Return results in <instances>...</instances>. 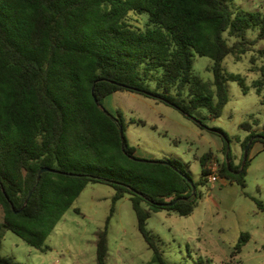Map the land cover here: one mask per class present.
Segmentation results:
<instances>
[{"label":"trees","instance_id":"obj_1","mask_svg":"<svg viewBox=\"0 0 264 264\" xmlns=\"http://www.w3.org/2000/svg\"><path fill=\"white\" fill-rule=\"evenodd\" d=\"M227 1L0 0V264H21L2 254L6 231L48 251V236L90 183L115 190L110 215L97 233V264H107L111 218L117 201L126 196L153 254L148 264H170L158 235L149 229V218L162 211L182 217L194 213L213 153L201 158L202 180L194 182V192L180 160L136 155L123 115L108 111L103 100L130 91L204 124L222 116L230 99L229 81L244 93L251 88L260 93L263 66L253 69L261 74L249 86L242 75L226 72L224 61L229 55L240 61L247 44L264 39V13L233 10ZM144 13V28L131 23V14ZM251 29L258 30L253 41L247 36ZM197 55L213 61L212 80L194 73ZM253 125L259 121L242 125L250 134L238 164L228 147L229 135L219 131L225 142L219 174L243 189L250 160L248 155L239 172L245 147L250 141V150L259 141L264 144V138L256 137L264 131L256 133ZM43 168L54 171L42 173L39 180ZM250 237L240 236L236 253Z\"/></svg>","mask_w":264,"mask_h":264},{"label":"rangeland","instance_id":"obj_2","mask_svg":"<svg viewBox=\"0 0 264 264\" xmlns=\"http://www.w3.org/2000/svg\"><path fill=\"white\" fill-rule=\"evenodd\" d=\"M233 9L264 13V0L227 1ZM132 24L144 28L147 14H131ZM257 29L248 31V40H255ZM234 39L230 43H234ZM248 52L237 61L229 55L225 71L240 74L251 86L264 67V39L256 45L247 44ZM252 58L256 63H252ZM209 57H195L194 73L212 80ZM155 88V84L151 85ZM229 102L220 118L196 122L177 108L152 97L130 91L114 93L103 100L104 107L126 123V137L131 145L158 153L157 157L175 158L183 162L194 182L202 180L201 158L213 153L219 164L225 159V144L220 130L230 137L228 145L239 163L242 143L250 134L242 127L253 125L256 133L264 131V89L251 88L244 93L236 81L228 82ZM174 93V92H173ZM206 115L207 112L203 111ZM143 122V124L140 123ZM261 138V135H256ZM264 137V136H263ZM250 143V142H249ZM248 146V145H247ZM246 148V147H245ZM164 155V156H163ZM246 173L247 187L227 183L207 182L199 185L198 206L188 217L170 211L152 213L149 229L158 235L165 259L170 264H264V144L257 142L249 154ZM227 183V185H225ZM115 190L108 184L90 183L65 213L47 238L49 250L42 252L28 245L12 231H6L2 254L21 264H97V233L105 225L113 206ZM263 208H259L255 200ZM78 210V211H77ZM3 210L0 206V222ZM244 233L251 235L241 252L235 246ZM107 264H148L152 251L138 230V221L128 196L117 201L109 227Z\"/></svg>","mask_w":264,"mask_h":264},{"label":"built area","instance_id":"obj_3","mask_svg":"<svg viewBox=\"0 0 264 264\" xmlns=\"http://www.w3.org/2000/svg\"><path fill=\"white\" fill-rule=\"evenodd\" d=\"M206 170L208 172L207 175L208 182L219 183L222 180L219 174L220 164L216 158H213L207 162Z\"/></svg>","mask_w":264,"mask_h":264},{"label":"water","instance_id":"obj_4","mask_svg":"<svg viewBox=\"0 0 264 264\" xmlns=\"http://www.w3.org/2000/svg\"><path fill=\"white\" fill-rule=\"evenodd\" d=\"M95 101L98 102V99L95 98ZM120 133H121V137H122V140H123V148H124V138H125V136H124V131H123V129L120 130ZM261 138L263 139L264 137L261 136ZM250 146H251V141H250V143L248 144V146H246V148H245L244 160H243V163H242V168H241V170H240L239 172H241V171L244 169L245 165H246V162H247V160H248V155H249ZM228 164H229V162H228ZM47 171H54V170H51L50 168H43V169H41L40 172H39V177H38L39 180H40V178H41L42 173L47 172ZM239 172H236V173H239ZM190 183L192 184V186H193V190H194V192H195V191H196V186L194 185V181H193V180H190ZM30 196H31V195H30ZM30 196L28 197V199H27V201H26V203H25V206L27 205V203H28V201H29V199H30Z\"/></svg>","mask_w":264,"mask_h":264},{"label":"crops","instance_id":"obj_5","mask_svg":"<svg viewBox=\"0 0 264 264\" xmlns=\"http://www.w3.org/2000/svg\"><path fill=\"white\" fill-rule=\"evenodd\" d=\"M224 147V146H223ZM158 153H154V152H152V151H147V150H144V149H141V148H137V151H136V155L138 156V157H141V158H146V159H163V158H167V157H157L158 155H157ZM164 156V155H163ZM213 158H219L218 156H216V155H214L213 154V157L212 158H210L209 160H211V159H213ZM220 159V158H219ZM237 158H236V156H235V163L236 164H238L236 161ZM227 183H230V184H232L233 182H231V181H229V180H227L226 181ZM227 183L225 184V185H227Z\"/></svg>","mask_w":264,"mask_h":264}]
</instances>
